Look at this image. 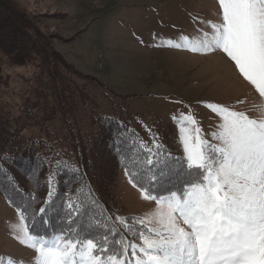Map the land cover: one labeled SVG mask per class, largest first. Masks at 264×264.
Listing matches in <instances>:
<instances>
[{
    "label": "snow or ice",
    "instance_id": "6c2138e0",
    "mask_svg": "<svg viewBox=\"0 0 264 264\" xmlns=\"http://www.w3.org/2000/svg\"><path fill=\"white\" fill-rule=\"evenodd\" d=\"M217 4L216 21H200L204 27L192 35L159 37L155 46L201 55L222 52L258 94L259 103L252 106L256 115L208 103L219 121L210 139L190 110L174 115L184 153L179 159L154 134L150 145L134 141L142 158L125 165L126 175L155 207L139 218L108 216L111 223L98 225L99 231L76 226L80 206L71 198L62 227L51 233L33 230L38 218L48 224L54 194L49 177L45 207L16 205L18 223L11 226L14 238L34 251L32 264H264V0ZM170 163L180 166L178 183L169 179ZM157 187L162 191L155 192Z\"/></svg>",
    "mask_w": 264,
    "mask_h": 264
},
{
    "label": "rangeland",
    "instance_id": "374dc122",
    "mask_svg": "<svg viewBox=\"0 0 264 264\" xmlns=\"http://www.w3.org/2000/svg\"><path fill=\"white\" fill-rule=\"evenodd\" d=\"M36 14L42 28L55 34L54 47L74 67L97 77L104 88L95 90V101L104 110H122L147 126L175 134L172 117L189 110L199 121L205 138L216 129L218 117L206 105H235V110L256 115V94L222 53L195 54L157 47L159 37L192 35L216 21L217 0H15ZM208 30V29H205ZM33 67L8 69L7 88L0 99L17 106L23 77ZM240 101V103H237ZM118 111H115L118 113ZM29 130V129H27ZM37 135L36 130L26 131ZM179 153L184 155L177 142ZM120 216H144L155 204L144 200L124 172L113 186ZM18 214L0 198V259L32 264L34 251L14 238L12 225Z\"/></svg>",
    "mask_w": 264,
    "mask_h": 264
},
{
    "label": "trees",
    "instance_id": "16d2710c",
    "mask_svg": "<svg viewBox=\"0 0 264 264\" xmlns=\"http://www.w3.org/2000/svg\"><path fill=\"white\" fill-rule=\"evenodd\" d=\"M38 18L15 0H0V89L8 87V69L33 67L23 77L17 106L0 99V198L16 213L20 204L38 211L45 207L52 177L48 224L38 218L33 230L51 233L62 227L71 198L80 206L73 217L76 226L99 231L98 225L111 223L106 217L120 216L113 186L120 172L126 175V164L142 158L134 141L150 145L154 134L173 157L183 155L175 134L139 122L115 103L101 109L94 93L103 83L69 63L54 47L56 35L42 28ZM27 129L37 135L25 134ZM170 167L169 179L178 183L180 166Z\"/></svg>",
    "mask_w": 264,
    "mask_h": 264
}]
</instances>
